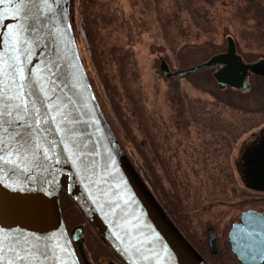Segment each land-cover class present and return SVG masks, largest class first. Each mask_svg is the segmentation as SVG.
I'll return each mask as SVG.
<instances>
[{
    "label": "water",
    "instance_id": "obj_1",
    "mask_svg": "<svg viewBox=\"0 0 264 264\" xmlns=\"http://www.w3.org/2000/svg\"><path fill=\"white\" fill-rule=\"evenodd\" d=\"M71 1L0 0L4 91L15 88L7 69L9 58L18 55L27 86L17 99H24L33 111L16 119L28 124L41 120L31 133L17 128L24 133V140L17 142L9 132L15 127L12 109L0 105V146L10 161L0 162V259L5 264H80L73 241L84 259L79 240L83 228L75 227L70 236L66 231L59 206L64 191L126 264H208L167 217L111 131L79 56L69 16ZM18 29L22 35L17 48L23 49L19 52L11 43ZM227 44L226 54L205 64L171 72L161 61L160 72L175 80L225 65L213 75L218 87L246 90L247 70L264 77V61L245 66L231 38ZM232 63L235 66L229 67ZM236 235L233 224L229 242L237 256ZM207 243L215 254L212 228ZM25 245L32 251L21 253V260L13 253Z\"/></svg>",
    "mask_w": 264,
    "mask_h": 264
},
{
    "label": "rangeland",
    "instance_id": "obj_2",
    "mask_svg": "<svg viewBox=\"0 0 264 264\" xmlns=\"http://www.w3.org/2000/svg\"><path fill=\"white\" fill-rule=\"evenodd\" d=\"M253 1L98 0L113 18L111 24L107 26L109 32L101 29L103 35L101 36L106 45L116 44L132 51L133 62L130 65V71L133 75L130 78L131 82L126 80L125 85L132 87V93L143 106L148 128L157 133L159 146L160 143L162 146L163 159L167 157L173 169L177 170L173 179L177 181L178 187L186 188L185 192L181 193L186 205L185 211L197 214L199 221L196 226H203L205 232L208 227H213L219 232L227 217L234 218V204L230 208H225L224 205L232 203L221 202L226 200L227 195L230 200L231 195L234 196L237 190V185L229 181L230 176L231 179L232 175L236 177V171L232 165L228 170L231 160L228 164L222 161L218 162L219 164H212L211 160L215 162L218 157H212L207 163L202 160L198 164L195 163V157L203 150L200 146V142L203 141L202 131L198 130L199 139L195 136L193 128L187 129L190 123L185 122L189 116L184 113V104L181 103L180 95L185 93L191 100L201 101L204 112L210 111L212 105H219L216 111L211 113L212 116L233 115L234 120H237L235 117L238 115L245 118L249 114L252 116L259 114L261 115L259 118H262L264 116V80L260 79L261 83L254 80L253 88L247 94H225L219 92L212 72L207 71L182 78L178 80V87H174L162 77L160 61L165 59L164 61L173 71L199 65L225 51L228 36L234 39L237 51L249 62L264 59L263 43L251 41L250 33L254 32V29L257 30L254 18L252 19L253 13H249V9L252 10L253 7ZM71 7L74 12V17H71L72 25L77 29V47L81 60L90 80L94 74V91L102 100L101 109L105 118L107 116L113 123L114 117L109 110L103 87L92 68L86 35L80 25L81 18L78 13L80 0H73ZM241 11L246 18L244 20H241L243 18L240 15ZM161 22L165 25L164 28L160 26ZM197 26L200 27L199 30ZM121 106L132 126L133 134L138 140L145 141L123 93ZM243 117L241 119H244ZM251 130H254L252 124L247 131ZM247 131L246 133L249 134ZM125 149L135 162L134 164L141 163L129 145L127 147L125 144ZM145 150L149 154L148 149ZM231 155H236L235 150L231 152ZM154 168L164 189L169 191V183L158 164H154ZM65 200L69 201L67 198ZM97 242L96 238L90 235L86 236L85 243L82 242V248L87 250L85 253L87 261L94 259L91 248L95 247L99 250ZM99 254H96L97 257ZM227 257L229 264H235L229 256Z\"/></svg>",
    "mask_w": 264,
    "mask_h": 264
},
{
    "label": "trees",
    "instance_id": "obj_3",
    "mask_svg": "<svg viewBox=\"0 0 264 264\" xmlns=\"http://www.w3.org/2000/svg\"><path fill=\"white\" fill-rule=\"evenodd\" d=\"M78 13L79 17L81 18V28L86 35L92 68L99 83L103 87L109 110L114 117V121L112 123L106 116L107 122L109 123L123 150L127 153L125 144L127 147L129 145V147H131L135 153L137 159L141 161V163L139 162L138 165L134 164L136 170L150 187L156 200L159 202L172 222V215H176L178 218L180 217L179 220L182 222V228L176 225L174 222L173 223L185 236L187 241L197 250V252L209 264H214L208 258L209 252L206 245L205 229L203 226H196V223L199 221V217L197 214H191L184 209V206L186 205L184 198L181 197V193L183 191L185 192L186 188L185 186H183V188L178 187L177 181L173 179V176H175V172H177V170L173 169L171 162L167 157H165V160L163 159L162 146L161 143L159 146L157 133H155L154 130H150L148 128L147 122L144 118L143 106L140 103V100L132 93V87L125 85L126 80L131 82L130 78L133 75V73L130 71V65L133 62L132 51L124 49L116 44H105V40L101 34V29L109 32L107 26L111 24L113 18L108 13V11L104 9L103 5L99 4L98 0H80V8ZM70 16L74 17V12L72 11L71 6ZM160 26L164 28L165 25L161 22ZM72 27L77 43V29L73 25ZM197 29L199 30L200 27L197 26ZM91 79L92 80L89 78V81L94 91V74L92 75ZM167 82L174 87H178L177 80ZM94 93L100 107L102 108L103 104L101 98L97 96L95 91ZM122 93L125 95L130 104L131 113L138 122L145 141L138 140V138L133 134L132 126L129 120L126 118V114L124 113L121 106ZM180 98L181 103L184 104V113L188 116H192L186 119L187 122L185 123H190L189 125L191 126H187V129L193 128L196 132L195 136L199 139L200 135L198 130L202 131L201 138H203V141L200 142V146L203 150L195 157V163L198 164L201 160L204 163H207L212 157H219L222 146V143H220V138L222 137H220L219 134L216 135L211 133L210 136H207L203 133L206 130L216 132L219 130L228 129L227 127L221 126V123H224L225 120L206 117V115H211V113L216 111L219 105H212L210 111L204 112V107L201 105V101H193L185 93H181ZM192 125H195V127ZM200 125H203L204 127L200 128ZM212 140L215 142H212ZM146 148L148 149L149 154H147L145 150ZM131 161L135 163L133 159H131ZM154 164H158L160 171H162L163 176L168 181L170 188L169 191L164 189L160 178L157 175L156 169L154 168ZM65 198H67L69 201H66ZM59 199L62 217L67 229H70L72 226L81 223H86L87 228H91V225L87 223L82 212L65 194V192H61ZM96 240L99 242L100 246L99 250L95 247L91 248V254L94 255V258L97 257L96 254L100 253L99 256L101 255L100 251H103L102 257H104L105 254H109L110 249L108 246L102 244L97 237Z\"/></svg>",
    "mask_w": 264,
    "mask_h": 264
},
{
    "label": "flooded vegetation",
    "instance_id": "obj_4",
    "mask_svg": "<svg viewBox=\"0 0 264 264\" xmlns=\"http://www.w3.org/2000/svg\"><path fill=\"white\" fill-rule=\"evenodd\" d=\"M250 12L253 13L252 19L254 18V22L256 23L257 27V30L254 29V32L250 33L252 36L251 41H257L258 43L262 42V47H264V33H260L264 32V0H254L252 10L249 9V13ZM240 15L243 17L241 20L246 19L242 11ZM239 36L241 37L240 33ZM232 40L234 41L233 38ZM234 47L236 55L241 59V62L245 66H252L259 63L260 61H264L262 58L254 62H249L237 51L235 41ZM227 50L228 44L226 42L225 51L219 54H226ZM210 59L202 62L199 65L205 64ZM228 66L231 67L235 65L232 63ZM224 67L225 65L208 68L204 70L203 73L211 71L213 75L217 70ZM247 73L246 80L248 88L246 90L240 91L236 87L228 86L224 89H218L219 92L234 95L247 94L252 90V84L254 80H264L263 76L254 74L249 69L247 70ZM206 117L225 120L224 123H221V126L227 127L228 129H223L216 132L206 130L203 133L207 136H210L211 133L216 135L219 134V136L223 138L220 140L222 141V146L220 149L221 154L215 162L211 160V163L219 164L218 162L222 161L223 163L228 164L229 160H231V164L228 165L229 168H225H228V170L232 166L235 168L236 177H233L232 175L231 179L230 176L229 181L231 180L233 184L235 183L237 185V190L234 196H229L231 199L228 200L227 195L225 197L226 200L221 202L226 204L232 203L231 205H224L225 208H230L234 204L235 216L234 218L227 217L225 220L226 222H224L219 232L217 229L211 227L215 232L217 251L215 254H213L207 247L209 252L208 258L214 264H229L227 262V256H229V259H231L232 263L235 264H264V116L259 118L261 117L259 114H254L253 116L252 114H249L244 118L242 115H238L235 117L237 120H234L233 115H230V117L228 115H209ZM242 117L244 119H241ZM251 124L254 130L247 131L249 130ZM246 131L249 134H247ZM240 134L242 136L246 135L245 137L247 139L242 137ZM212 142L215 141L212 140ZM232 150H235L236 155H231V152L233 153ZM172 217L173 222L181 227L182 222L179 220L180 217L178 218L176 215H172ZM233 224L237 226V256L232 253L229 242V232ZM89 229L90 230H88L87 225L83 226V232L80 236L81 243L86 242L87 235L98 238L95 231L92 228ZM67 230L68 232L71 231V229ZM97 245L98 247L100 246L98 242ZM100 252L101 255L97 258H91V260L88 259V261L85 258L86 261H81V264H126L112 250H110L109 254H105L104 257H102L103 251Z\"/></svg>",
    "mask_w": 264,
    "mask_h": 264
},
{
    "label": "snow or ice",
    "instance_id": "obj_5",
    "mask_svg": "<svg viewBox=\"0 0 264 264\" xmlns=\"http://www.w3.org/2000/svg\"><path fill=\"white\" fill-rule=\"evenodd\" d=\"M22 35V29H18V35L16 37H14L12 39V47L15 51L19 52L22 51V48H17V44L20 43V36ZM24 44H26V41L23 42ZM10 64L9 67L7 69V72L9 74V82L11 85H14L15 88L10 89L9 92H5L4 91V86H3V76L5 74V68L3 65V61L0 60V105L11 108L12 112L10 113V115L12 116V122L15 125V127H12L9 129V132H11L12 134L15 135L17 142H20L22 140H24V133L22 132H18L17 128L20 127H24L25 131H27L28 133H31L33 126H35L37 129H39L40 124H41V120H35L34 124H28L26 123V120H19L16 119V116L18 114H22L25 111H33V109H31L29 107V105L27 103H25L24 99H17V97L20 96V90L25 88L27 86L26 81L27 78L24 76V70L20 65V57L17 55L15 58L10 57ZM13 93L15 95H13ZM4 117V109L2 107H0V124L3 123V118ZM37 134H39L37 132ZM31 142V141H29ZM49 150H51V148H49ZM40 155L43 156V150H41ZM5 156H6V150L0 146V162H7L10 163V161H6L5 160ZM20 159H26V157L21 156ZM40 161H37V163H39ZM83 161H81L82 163ZM0 243H2V241H0ZM13 243H16L15 240L13 241ZM2 249H0V256H2ZM32 251V249L25 245L23 246V248L20 250V252H16L14 251V255H20L21 260L24 259V256L21 253H27ZM0 264H5V262L3 261V259H0ZM8 264H14L13 261H9Z\"/></svg>",
    "mask_w": 264,
    "mask_h": 264
},
{
    "label": "bare ground",
    "instance_id": "obj_6",
    "mask_svg": "<svg viewBox=\"0 0 264 264\" xmlns=\"http://www.w3.org/2000/svg\"><path fill=\"white\" fill-rule=\"evenodd\" d=\"M74 202V201H73ZM59 206H60V200H59ZM60 210H61V206H60ZM61 216H62V210H61ZM85 217V216H84ZM62 219H63V217H62ZM86 219V218H85ZM64 221V220H63ZM89 224L91 225V228L92 229H94V231L97 233V230L94 228V226L89 222ZM75 227H77V226H75ZM66 228V227H65ZM74 228V227H73ZM67 231V230H66ZM82 232H83V230H82ZM82 234V233H81ZM69 236H70V233H69ZM81 238V237H80ZM81 243V242H80ZM80 248H81V251H82V254L83 255H85V253L87 252V250H85L84 248H82V244H80ZM73 247L75 248V250H77V251H79V248H78V246L77 245H75V243H74V241H73ZM110 250H112L113 251V249L111 248V247H108ZM88 254H90V253H88ZM86 256V255H85ZM86 257H84V259H85ZM78 260H79V263L81 264V259L78 257Z\"/></svg>",
    "mask_w": 264,
    "mask_h": 264
}]
</instances>
